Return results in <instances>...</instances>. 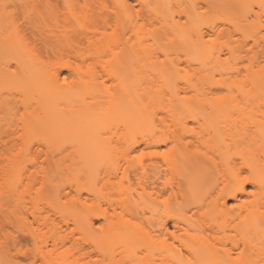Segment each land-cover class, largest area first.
<instances>
[{
	"label": "bare ground",
	"instance_id": "bare-ground-1",
	"mask_svg": "<svg viewBox=\"0 0 264 264\" xmlns=\"http://www.w3.org/2000/svg\"><path fill=\"white\" fill-rule=\"evenodd\" d=\"M72 1L75 2L68 6V16L60 25L61 9L52 0H0V113L14 116L23 108L30 118L22 126L15 122L0 124L5 136L0 143V162L8 151L16 149L19 140L26 139L32 127L47 120L58 127L73 124L90 132L98 119H117L127 109L132 118L139 117L140 93L135 79L139 51L136 43L126 49L124 41L127 30L135 32L138 28L135 3ZM9 6L14 9L8 11ZM20 8L22 16L15 15ZM72 17L79 22L73 23ZM109 23L112 32L107 34L104 29ZM259 25L262 24L255 27ZM83 46L88 51L80 53ZM109 53L113 55L112 64L99 72L94 66ZM9 57L16 62L14 69L6 65ZM126 69L132 78L128 85L123 83ZM8 79L15 83L6 85ZM108 79L121 81L109 91L108 106L98 110V93L103 92L104 85L108 89ZM14 85L22 98L11 95ZM29 85H33L32 94L46 91L47 101L55 97L71 106L56 110L40 96L30 95ZM164 113L138 130H131V123L122 121L127 131L95 142L99 150L127 154L139 151V264H259L245 258V253L250 250L264 256V111L258 114L246 110L259 118L257 125L248 122V117L240 118V111L224 104L210 110L194 109L189 115L173 108ZM201 116L209 117V132L184 139L170 130L178 119L196 121ZM74 142L79 144L81 140ZM169 142L172 145L166 151L163 147ZM122 168L125 172L126 167ZM203 189L206 195L196 197ZM230 200L235 202L230 204ZM126 203L123 207L128 209L131 203ZM71 204L66 214L58 208L60 219L34 213L30 223L73 222L91 232L93 221L89 215L105 219L111 215L107 208L94 213L96 210H91L86 200ZM9 222L13 221L0 219V227ZM190 225L202 233L193 243L189 242ZM110 227L105 232L116 233L117 228ZM61 239L62 236L55 238L54 245L62 243ZM81 254L90 255L85 250Z\"/></svg>",
	"mask_w": 264,
	"mask_h": 264
},
{
	"label": "rangeland",
	"instance_id": "rangeland-1",
	"mask_svg": "<svg viewBox=\"0 0 264 264\" xmlns=\"http://www.w3.org/2000/svg\"><path fill=\"white\" fill-rule=\"evenodd\" d=\"M52 1L61 9L58 22L62 25L68 16V6L75 1ZM130 3H135L133 8L139 14L138 28L135 32L128 28L124 41L126 49L136 43L139 51L135 73L140 93L139 117L132 118L127 109L117 119H98L90 132L73 124L58 127L47 120L32 127L25 140H16V149L8 151L0 162V219L13 221L0 227V264H139L136 214L139 151L127 154L95 146L99 139L127 131L122 121L130 122L131 130H138L143 124L156 121L168 108L181 109L189 115L194 109L210 110L224 104L240 111V118L248 117V122L259 123L255 113L248 114L246 110L258 114L264 111V0H130ZM12 9L9 6L7 10ZM16 10L19 11L15 15L22 16L23 9ZM72 22L78 23L79 19L72 17ZM257 23L262 25L255 27ZM104 31L110 34L112 24ZM86 51L84 46L79 49L80 53ZM8 59L6 65L14 69V58ZM112 59L111 53L102 56L94 68L102 72L110 67ZM88 63L84 64L86 69ZM124 71L123 83L128 85L132 78L127 74L129 70ZM120 81H106L108 89L104 85L103 92L98 93V110L108 106L107 95ZM12 82L15 83L14 79H8L5 84ZM31 89L33 85L28 86L30 95L47 101L46 91L32 94ZM11 95L23 97L17 85ZM47 102L59 111L71 106L55 97ZM208 118L201 116L196 121L188 118L186 122L178 119L170 130L189 139L210 131ZM28 120L23 108L14 116L0 113L1 126L7 122L22 126ZM130 134L131 131L125 137L129 139ZM4 138L0 128L1 144ZM78 139L81 142L76 144L74 141ZM171 145L169 142L163 149L168 151ZM117 167L121 168L112 174ZM122 167H126L125 172ZM204 195L206 189L196 197ZM78 200H86L91 210H96L94 213L107 208L111 215L108 219L89 215L94 227L91 232L73 222L30 223L34 213L60 219L58 208L66 214L71 203ZM125 201L126 206L131 203L128 209L123 207ZM110 226L117 228L116 233L105 232ZM201 234L190 225L189 242L193 243ZM58 236H62V243L55 246L54 239ZM84 250L90 255H82ZM245 258L264 263V256L250 250Z\"/></svg>",
	"mask_w": 264,
	"mask_h": 264
}]
</instances>
